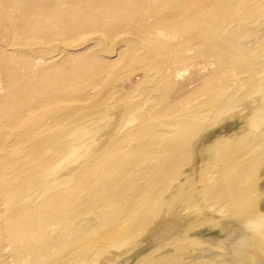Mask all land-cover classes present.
<instances>
[{
	"label": "bare ground",
	"instance_id": "obj_1",
	"mask_svg": "<svg viewBox=\"0 0 264 264\" xmlns=\"http://www.w3.org/2000/svg\"><path fill=\"white\" fill-rule=\"evenodd\" d=\"M37 1L0 0V62L29 69L1 104L0 264H264V0H84L75 39L62 21L77 9ZM104 3L136 14L109 27ZM96 32L123 63L32 81L35 49L56 37L68 58ZM144 74L147 98L119 94ZM205 226L220 251L195 237Z\"/></svg>",
	"mask_w": 264,
	"mask_h": 264
},
{
	"label": "rangeland",
	"instance_id": "obj_2",
	"mask_svg": "<svg viewBox=\"0 0 264 264\" xmlns=\"http://www.w3.org/2000/svg\"><path fill=\"white\" fill-rule=\"evenodd\" d=\"M67 1H69V2H67L68 4H69V6H68V4L66 5V6H68L70 9L71 8H73L74 7V9L77 11V13H79V14H77L76 15V13L74 14V13H72V14H69L70 12H69V8L67 7V11L69 12L68 13V15H66L64 18H65V23H64V21H62V20H59L58 21V23H61L62 24V22H63V26H65V27H67L69 30H71V28H73L71 31H72V34H73V31H74V36L73 35H69L71 38H73V39H75V37L76 36H79V35H81L82 34V31H85L86 29H89L90 27H88L87 26V24H89V22L91 21V20H89L88 21V19L91 17V16H89L90 14H91V11H90V9H88L90 6H86V5H84V3L82 2V1H84V0H75V1H73V0H67ZM36 2H39V1H37L36 0ZM57 2V0H54V3H45V2H40L41 3V5H40V3L38 4L39 5V8L40 7H42L43 9H45V7H47L48 9H50V10H52L53 11V6H56V3ZM73 2V3H72ZM82 2V3H81ZM31 3V2H30ZM28 4V3H26V2H24L23 4H25V5H23L22 4V6L21 7H23L22 8V13L19 15V19H21V17L23 18V19H21V21L22 20H25V19H27L28 18V16H30V13H31V10H30V8L32 7V9H33V6H29V5H34L33 4V2L31 3V4ZM100 4H101V2H99ZM37 4H36V6H37ZM72 5V7H71V5ZM73 4H75L74 6H73ZM81 4V5H80ZM82 4L84 5V6H82ZM78 5H80V6H78ZM112 5V6H111ZM111 5H105V3L103 4V6L106 8V11L109 13V15H110V17H109V22H106L105 24L107 25L108 24V26L109 27H115V26H117V24L118 23H120V21H125V22H130L133 18H134V15L136 14L135 13V11H134V9H135V7H136V5L135 4H132V3H130V4H126V6H124L125 8H123L124 9V12H123V10L122 11H119V10H116L115 11V9H113L114 8V6H113V4H111ZM45 6V7H44ZM66 6H65V8H66ZM77 6V7H76ZM82 6V7H81ZM132 7L134 8L133 10H132ZM27 8V9H26ZM78 8H81V9H78ZM33 11V10H32ZM49 11V10H48ZM47 11V12H48ZM79 11V12H78ZM27 12V13H26ZM122 12V13H121ZM52 15H51V14ZM135 13V14H134ZM25 15H26V17H25ZM28 15V16H27ZM50 15V16H49ZM49 18L51 17L52 18V16L54 17V15H53V13L51 12V11H49ZM76 15V16H75ZM116 15V16H115ZM67 16H69L68 18H67ZM79 16V17H78ZM76 17V18H75ZM117 17V18H116ZM85 18V19H84ZM54 19V18H53ZM80 19V20H79ZM128 19H130V20H128ZM75 20H77L76 22H75ZM88 22H87V21ZM62 21V22H61ZM30 22V24H28V26H30V29H31V34L32 35H36V37L38 38V39H40V36H42V32H41V25L39 24V23H34L33 21H27V23H29ZM77 22H79V25L77 24ZM84 23V24H81V23ZM26 23V24H27ZM70 24H73V25H70ZM75 24V25H74ZM35 25H36V27H35ZM60 25V24H59ZM77 25V26H76ZM114 25V26H113ZM70 26V27H69ZM79 26V27H78ZM82 26V27H81ZM85 28H84V27ZM76 29H75V28ZM88 27V28H87ZM66 28V29H67ZM84 28V29H83ZM75 29V30H74ZM81 30V31H80ZM80 31V32H79ZM255 32H258V33H256L255 35H257V36H255V37H258V36H261V34H264V32L263 31H255ZM38 35H40L39 37H38ZM54 36V35H53ZM89 36H91V42H93L92 44L94 45H92V44H90V41H88L83 47H82V49H80V50H78V51H76L75 52V55H73V56H71V57H68L67 58V53H65V52H61L62 50H63V47L60 45V40H58V39H55L54 37H52V35L50 36V37H52L53 39H55V40H53V39H51L50 40V38H49V42H52L51 43V46L53 47L52 49H53V52L54 53H48V52H43V50H41V48H37V49H35L34 51H33V54H35L34 56H40V59L38 60V63L36 64V66H34V68H33V70L31 69V71H33V72H36V74H37V72H39V74H37L36 76H35V78H33L32 77V81H34V82H36V81H39V80H41L42 78H44L45 76H50V75H53L54 73H56L57 71H59V70H64V69H66L67 68V66H68V68H72V69H76L78 66H80V65H86V67H87V69H90V68H92V69H94L98 64H101L100 62H105L106 64H108L109 62L110 63H113V64H119V62H120V60L122 61V63L124 62L121 58V55H122V53L120 52V50L121 49H123L122 48V43L120 44V43H118V41H115V43H113V40L112 41H107L106 40V38L104 37V35H102L100 32H96V33H93V34H91V35H89ZM24 37V36H23ZM22 36H20V38H21V43L23 42V43H25V37L23 38ZM35 37V38H36ZM80 37V36H79ZM22 38H23V40H22ZM36 38V39H37ZM71 40V39H70ZM57 41H59V42H57ZM94 42H99V44L98 45H96V44H94ZM112 43V44H111ZM96 45V46H95ZM90 46L92 47V49L90 48ZM62 48V49H61ZM61 50V51H60ZM60 53V54H59ZM175 54V53H174ZM194 54H196L195 53V51H192V53H191V57H192V59L190 60L189 59V62L190 63H192V67H191V70H189V72L187 73V74H184L185 75V77H187L186 78V81H189V77H191V75L193 74V72H194V70H195V68L197 67V66H200V62H199V59H196L195 58V56H193ZM54 58H53V57ZM95 56H97V60H98V58H99V62H98V64L97 63H94L92 60H90V58H94ZM48 58H53V59H55L56 58V60L54 61V63H52V64H50V65H48L47 64V60H49ZM47 59V60H46ZM65 59L69 62L68 64L67 63H64L65 62ZM82 59V60H81ZM41 60V61H40ZM94 60H96V59H94ZM116 60H117V62H116ZM45 62V63H44ZM108 62V63H107ZM186 62H188V61H186ZM105 63H103V64H105ZM199 63V64H198ZM105 64V65H106ZM120 64H121V62H120ZM180 64H182V63H180V62H176V65H180ZM13 65V66H12ZM38 65V66H37ZM14 66H15V68H14ZM20 65H18L17 63H16V61H13V62H8V61H1L0 62V73H1V75H0V83L2 84V86H3V89H1L0 90V113L1 112H4V110H5V108L4 107H2V105L1 104H3L4 102L3 101H7L8 100V96H9V94H10V91L12 90V89H14L13 87H11L10 85H7L8 83L10 84H12L13 83V81L11 80L12 79V77L10 78V76L13 74L12 72H13V70H12V68L14 69V73H15V71H17L18 73H20V74H23V73H25V74H27L29 71V69H23L21 66L19 67ZM49 66V67H48ZM76 66V67H75ZM22 68V69H21ZM37 68V69H36ZM36 69V70H35ZM10 70V72H8ZM20 70V71H19ZM21 70H26V71H21ZM12 71V72H11ZM28 71V72H27ZM30 71V72H31ZM4 72V73H3ZM7 72V74L8 73H10V74H5ZM12 73V74H11ZM5 74V75H4ZM25 74H23V75H25ZM76 76V74H74V73H69V75H68V78L69 79H71V78H73V77H75ZM143 76V77H142ZM7 77V78H6ZM128 78V79H127ZM8 80V81H7ZM12 82H11V81ZM131 80H132V82H131ZM184 80V79H183ZM10 81V82H9ZM126 81V82H125ZM7 82V83H6ZM5 84V85H4ZM119 85H118V91H119V94H121V95H125V94H127V92H128V94L130 93L132 96H134V98H135V100H139V101H142V100H144L145 98H147V91H146V88H149V86H150V83L145 79V74L144 75H141V76H138L137 78H136V80H134L133 78H131V76H128V77H125V79H123V80H121V81H119V83H118ZM132 84V85H131ZM127 85V86H126ZM8 86V87H7ZM125 86V87H124ZM5 87H7V88H5ZM9 87H11V89L9 88ZM125 88V89H124ZM103 90L101 91V92H103V94H104V92H105V89H104V87L102 88ZM131 90H133V91H131ZM123 94H122V93ZM127 94V95H128ZM142 96H144V97H142ZM140 97V98H139ZM138 98V99H137ZM37 101H35L34 102V104L36 103ZM202 236V237H201ZM195 237H197V238H200V240L202 239V240H205V242H206V244L208 243L210 246H213L212 248L213 249H211V247L209 246L208 247V244L207 245H204V243L205 242H201L202 243V245L203 246H206V247H208L207 248V251H210V253L212 252V250L215 252L216 250L217 251H220V250H218L219 249V247H218V245L220 244L219 242L221 241H224V240H226L227 238H226V235H225V233H223V232H221L220 231V229H218V228H214V227H211L210 228V226L209 227H207V226H205L204 228L202 227L201 228V230L195 235ZM208 240V241H207ZM219 241V242H218ZM216 243V244H215ZM215 245L217 246V248L215 247ZM200 247H201V245H200ZM214 247L216 248V250L214 249ZM210 249V250H209ZM222 250V249H221ZM150 251V249L148 250V251H145L143 254H145V253H148ZM216 251V252H217ZM137 258L138 257H134L133 258V262L131 261L130 262V264H134V262H135V260H137ZM135 259V260H134Z\"/></svg>",
	"mask_w": 264,
	"mask_h": 264
}]
</instances>
